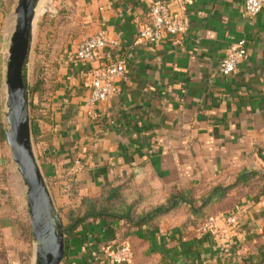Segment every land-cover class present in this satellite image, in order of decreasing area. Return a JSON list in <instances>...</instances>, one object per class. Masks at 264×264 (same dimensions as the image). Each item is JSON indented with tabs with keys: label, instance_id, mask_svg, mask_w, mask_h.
<instances>
[{
	"label": "crops",
	"instance_id": "1",
	"mask_svg": "<svg viewBox=\"0 0 264 264\" xmlns=\"http://www.w3.org/2000/svg\"><path fill=\"white\" fill-rule=\"evenodd\" d=\"M156 1L166 2L172 15L187 18L188 30L154 47L140 41L138 33ZM10 2L0 0V61L8 49L3 25L10 21L1 12ZM66 2H75L85 38L102 29L116 46L92 63L77 61L75 48L54 96L40 106L41 121H33L34 132L50 137L34 143V149L56 213L64 206L65 213L79 207L83 198L99 197L107 185L158 206L172 188L210 191L235 184L225 200L231 206L218 212L245 211L229 232L231 241L206 234L202 227H180L184 214H169L159 229L133 231L147 241L132 245L134 264L149 261L145 249L160 264H264V9L249 18L243 0H114L102 11L103 0ZM241 39L246 41L244 60L229 76H221L220 61ZM116 58L126 63L118 96L90 105L91 70ZM8 155L0 134V175ZM1 190L3 264L11 256L10 237L16 230ZM121 234L89 220L60 264H111L107 251L127 243Z\"/></svg>",
	"mask_w": 264,
	"mask_h": 264
},
{
	"label": "rangeland",
	"instance_id": "2",
	"mask_svg": "<svg viewBox=\"0 0 264 264\" xmlns=\"http://www.w3.org/2000/svg\"><path fill=\"white\" fill-rule=\"evenodd\" d=\"M18 0H12L8 4V10H4L3 18L10 16V21L3 25V40L4 43L9 42L15 25L14 10ZM41 11H36L35 21L32 32V43L30 48L29 62H28V91L29 87H37L36 93H32L31 98L28 95V101L31 99V105L37 110L41 105L49 104L51 98L59 85V77L62 75V69L68 55L71 56L72 51L75 50L78 42L85 39V27L81 21L80 13L76 10L77 6L74 3H67L66 0H40ZM38 3V4H39ZM70 4V5H69ZM74 5V6H73ZM7 14V15H6ZM4 37H6L4 39ZM8 49L6 51V58L0 61V123L3 130L7 129L5 120L6 113V64L8 58ZM5 53V52H4ZM30 107H29V120H30ZM31 126V124H30ZM31 132V127H30ZM4 146H7L5 139L2 138ZM32 148L34 156L38 155V150L34 149V141L31 132ZM9 150V148H8ZM3 170L0 175L1 194L6 201L8 208L9 221L15 226L13 237H10V254L8 260L3 264H32L35 253V242L32 238L30 219L26 207L25 199V186L18 173L15 163L12 161L11 153L9 150L8 157L2 158ZM48 183V180H47ZM49 184V183H48ZM192 195L195 198L202 199L208 193V189L204 187H191ZM131 201L138 200L132 199ZM60 205V204H58ZM147 206V205H146ZM145 203L142 201L136 206L139 214L143 213L146 209ZM231 206L230 203L224 204L223 207ZM56 208V207H55ZM66 209V206L59 208L57 215L60 218L62 228L67 224L65 212L61 210ZM183 214V213H182ZM167 216V215H166ZM187 217V213L184 215ZM164 217L157 220L154 227L159 229L161 221ZM184 224L180 227L187 228V218L183 221ZM174 223V222H173ZM117 230L122 233V243L127 242L131 247V239L136 243L139 241L146 244L147 241L138 238L133 234L135 227H130L125 223H115ZM114 225V226H115ZM115 229V231H117ZM114 231V232H115ZM128 238V239H127ZM144 259H149L148 262L143 264H160V262H153L151 253L147 249L143 250ZM159 259V258H158ZM130 264H134V259Z\"/></svg>",
	"mask_w": 264,
	"mask_h": 264
},
{
	"label": "water",
	"instance_id": "3",
	"mask_svg": "<svg viewBox=\"0 0 264 264\" xmlns=\"http://www.w3.org/2000/svg\"><path fill=\"white\" fill-rule=\"evenodd\" d=\"M40 0H18L6 64L7 129L4 139L25 186L35 253L32 264H60L64 236L47 185L33 153L28 101V62L35 12Z\"/></svg>",
	"mask_w": 264,
	"mask_h": 264
},
{
	"label": "built area",
	"instance_id": "4",
	"mask_svg": "<svg viewBox=\"0 0 264 264\" xmlns=\"http://www.w3.org/2000/svg\"><path fill=\"white\" fill-rule=\"evenodd\" d=\"M114 0H103L99 10H108ZM264 9V0H243V12L246 17H254ZM188 30V20L184 16H174L170 13L164 1H156L149 10L148 24L143 27L138 38L143 43L157 47L166 37L184 35ZM116 43L111 40L105 30H98L94 34L80 41L74 52V57L82 63H92L106 49L114 48ZM247 53L246 41L241 39L232 43L219 64V74L223 77L233 73L244 60ZM126 63L121 58H116L104 65L91 70L89 95L87 102L90 105L106 103L119 94L118 83L125 77ZM244 210L235 209L228 214H218L207 220L202 229L206 234L220 240L231 241L238 227ZM107 258L111 264H130L133 254L125 243L115 246L107 251ZM226 264V263H216ZM230 264V263H229Z\"/></svg>",
	"mask_w": 264,
	"mask_h": 264
},
{
	"label": "trees",
	"instance_id": "5",
	"mask_svg": "<svg viewBox=\"0 0 264 264\" xmlns=\"http://www.w3.org/2000/svg\"><path fill=\"white\" fill-rule=\"evenodd\" d=\"M4 12V11H3ZM2 12V13H3ZM4 16V14H3ZM37 87H29V96L36 93ZM30 107V124L33 141L35 144L42 141H48L49 135L39 136L34 132L33 121L40 120L43 117L42 110L38 107L37 110L31 105ZM41 110V111H40ZM0 134L4 139V130L0 123ZM40 137V138H39ZM244 174H239L238 179H242ZM234 185H219L212 188L206 196L202 199H197L192 195L190 189L172 188L169 196L164 203L158 206L145 205L147 208L143 209V213L139 214L136 206L142 202L140 197L135 194L131 195L124 191L122 187H114L112 185L105 186L99 197L95 199L83 198L79 207L70 209L66 214L67 224L63 226L64 236V257L68 252L70 243L76 238L78 229L82 227L87 221H100L107 226H111V231L115 229V223H125L130 227L142 228L149 227L152 230L156 229L154 225L157 220L169 214L187 213L188 225L194 228L203 227L207 220L213 216L218 215V212L223 211L225 200L230 190ZM132 199L138 200L131 201ZM114 233H120V230ZM121 234V233H120ZM132 245L134 241L131 239ZM137 243V242H136ZM134 259V254H133Z\"/></svg>",
	"mask_w": 264,
	"mask_h": 264
},
{
	"label": "bare ground",
	"instance_id": "6",
	"mask_svg": "<svg viewBox=\"0 0 264 264\" xmlns=\"http://www.w3.org/2000/svg\"><path fill=\"white\" fill-rule=\"evenodd\" d=\"M41 9H42V8H41V4L39 3L38 6H37V8H36V11H41ZM35 13H36V12H35Z\"/></svg>",
	"mask_w": 264,
	"mask_h": 264
}]
</instances>
